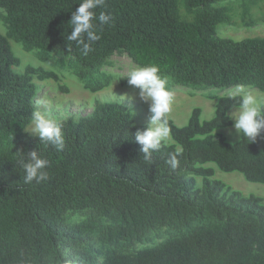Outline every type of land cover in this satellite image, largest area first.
Returning a JSON list of instances; mask_svg holds the SVG:
<instances>
[{
  "label": "trees",
  "instance_id": "trees-1",
  "mask_svg": "<svg viewBox=\"0 0 264 264\" xmlns=\"http://www.w3.org/2000/svg\"><path fill=\"white\" fill-rule=\"evenodd\" d=\"M232 1L254 25L253 0H106L95 12L114 23L94 21L100 39L84 56L66 39L81 0H0V264H264L263 200L205 167L264 185V143H231L218 133L233 125L241 86L264 94V37L217 34L232 23ZM10 40L47 63L55 54L91 93L110 87L114 56L157 66L170 90L206 91L214 117L202 121L194 109L184 127L167 117L174 144L163 143L148 164L135 142L146 126L122 103L96 102L91 115L61 121L65 146L57 152L25 131L35 80L57 76L32 66L17 73ZM32 150L49 161L39 184L23 183L16 164L18 151Z\"/></svg>",
  "mask_w": 264,
  "mask_h": 264
},
{
  "label": "clouds",
  "instance_id": "clouds-1",
  "mask_svg": "<svg viewBox=\"0 0 264 264\" xmlns=\"http://www.w3.org/2000/svg\"><path fill=\"white\" fill-rule=\"evenodd\" d=\"M106 0H81L79 6L71 12L68 21L70 34L66 39L75 42L82 55L87 56L93 51L92 45L100 39L96 31L98 21L100 25H111L114 19L110 13L101 11L97 16L95 10L103 8ZM127 83L138 90L139 99L148 104L150 113L148 125L143 130L135 133V142L140 147L142 159L145 163H152L153 153L160 150L163 143L170 136V127L167 115L171 111L174 91L167 87V81L161 76L157 66H136L128 70ZM238 97V108L231 119L234 121L235 133L243 137L248 144L257 143L258 137L264 132V97L257 96L241 86L236 93ZM124 99L135 100L136 95L117 96L112 93L109 102H122ZM59 110V105L41 96L34 101V109L31 113L30 128L26 132L37 137L41 144L47 145L57 152L64 149L65 138L63 125L53 112ZM231 135V131L229 132ZM16 164L23 170V183L39 184L46 181L49 161L42 157L37 151L27 153L18 151L16 153ZM167 163L175 170L178 167L176 154H171Z\"/></svg>",
  "mask_w": 264,
  "mask_h": 264
},
{
  "label": "rangeland",
  "instance_id": "rangeland-1",
  "mask_svg": "<svg viewBox=\"0 0 264 264\" xmlns=\"http://www.w3.org/2000/svg\"><path fill=\"white\" fill-rule=\"evenodd\" d=\"M251 20L255 22L254 25L247 26L241 21V4L240 2L232 1L230 8H232V23L228 26L220 27L218 36L222 38L239 41L246 38L264 37V24L261 22L264 14V0H253ZM2 11L0 10V13ZM248 20L247 22H249ZM0 34H6V28L0 21ZM10 45L15 56H17L21 65L15 68L17 73H23L25 67L32 66L34 68H42L47 72H53L57 76V80H46L38 82V94L35 100L41 96L50 98L55 105H59V110L53 112V115L59 121H66L68 119L78 120L82 117L91 115L94 104L96 102L110 103L109 96L114 92L117 96L136 95L135 100L124 99L122 102L116 101L126 105L132 113L134 123L137 125L147 126L149 122L150 113L148 111V104L142 102L138 97V90L127 83L125 76L133 67H136L126 56H114L110 59L113 62L112 67H107L106 70L111 71L116 77L112 81L109 88L102 92L91 93L84 89L83 85L71 74V71L61 63V60L55 55L52 63H47L36 54V52H26L22 49L19 43L10 40ZM253 94L264 97V94L257 90H250ZM190 89L177 88L174 90V98L170 113L167 115L177 127H184L194 109L201 110V120L208 121L214 117L215 101L207 98L206 91L204 93H191ZM230 92V91H229ZM226 93V92H224ZM34 100V101H35ZM237 109L229 112L234 114ZM233 121V120H232ZM234 124V121H233ZM30 128V125L27 129ZM231 131V135L229 132ZM34 136L32 133L27 132ZM218 133L223 135L227 141L234 143L240 139L235 133L233 125L230 128L222 129ZM257 142L264 143V140L258 137ZM165 144H174L173 140L169 138L164 142ZM205 167H211L215 170L213 179L220 180L232 187V189L241 192L245 196L255 195L260 197L264 203V185L259 183H251L246 181L240 173H224L217 169L215 164H207ZM201 179L197 178V186L201 187Z\"/></svg>",
  "mask_w": 264,
  "mask_h": 264
}]
</instances>
